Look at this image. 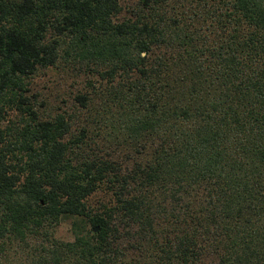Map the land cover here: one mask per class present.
<instances>
[{
    "label": "trees",
    "instance_id": "16d2710c",
    "mask_svg": "<svg viewBox=\"0 0 264 264\" xmlns=\"http://www.w3.org/2000/svg\"><path fill=\"white\" fill-rule=\"evenodd\" d=\"M122 2L0 0V264H264V0ZM62 47L100 141L26 95Z\"/></svg>",
    "mask_w": 264,
    "mask_h": 264
},
{
    "label": "rangeland",
    "instance_id": "374dc122",
    "mask_svg": "<svg viewBox=\"0 0 264 264\" xmlns=\"http://www.w3.org/2000/svg\"><path fill=\"white\" fill-rule=\"evenodd\" d=\"M138 0H123V13L128 15L131 6L135 5ZM67 42L63 43V46ZM65 47V46H64ZM64 47L61 48V55L54 66L40 68L27 83L26 95L29 96L30 102L40 115L41 118H47L64 113L66 117L72 120L71 133H79V127L84 122L92 124L90 137L100 141L102 131L96 132L97 128L93 126V117L97 112H102L105 103L102 101L104 93L97 91L104 87L99 82L96 74L86 68L85 63L81 60H75L64 54ZM94 85V87L92 86ZM96 91V92H95ZM94 92V93H93ZM78 94L90 95L91 99L88 109H83L80 101L76 98ZM21 114L18 110L9 109L3 125L11 122H19ZM98 133H100L98 135ZM106 193L98 191L89 198L93 206H97L102 200H106ZM55 235L63 240L73 238L70 221L65 220L55 229Z\"/></svg>",
    "mask_w": 264,
    "mask_h": 264
},
{
    "label": "water",
    "instance_id": "95a60500",
    "mask_svg": "<svg viewBox=\"0 0 264 264\" xmlns=\"http://www.w3.org/2000/svg\"><path fill=\"white\" fill-rule=\"evenodd\" d=\"M96 230V229H95Z\"/></svg>",
    "mask_w": 264,
    "mask_h": 264
}]
</instances>
